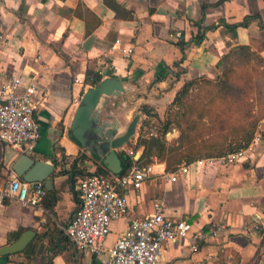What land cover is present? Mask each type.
Here are the masks:
<instances>
[{"label":"crops","instance_id":"crops-1","mask_svg":"<svg viewBox=\"0 0 264 264\" xmlns=\"http://www.w3.org/2000/svg\"><path fill=\"white\" fill-rule=\"evenodd\" d=\"M246 19L248 24L233 27ZM200 31L204 37L198 40ZM241 46L250 48L251 60L264 61V0H0V80L18 74L23 82L38 83L41 136L27 154L54 164L49 178L40 181L46 194L39 206L0 203V249L26 230L35 232L28 247L36 244L35 254H26L28 247L0 253V264H102L130 219L152 214L158 204L166 215L192 222L194 230L225 225L199 241L198 250L192 241L168 243L159 264H264V230L250 235L244 228L264 214V116L254 136L260 140L237 163L197 165L225 154L199 152L204 143L195 140L194 159L178 165L190 163L188 175L167 182L160 173L170 169L154 156L158 174L140 190L126 191L129 213L113 222L102 255L79 253L64 231L80 203L81 171H111L100 154L110 135H122L140 114L129 141L134 151L128 143L118 149L140 159L145 147L135 146L142 126L165 120L186 81L216 79L226 64L243 61L236 52ZM89 71L101 80L117 77L125 86L118 95L102 96L93 126L84 133L92 147L76 138L73 127L84 93L95 86L86 82ZM180 136L170 126L165 140L174 144ZM21 154L0 140V184Z\"/></svg>","mask_w":264,"mask_h":264},{"label":"built area","instance_id":"built-area-1","mask_svg":"<svg viewBox=\"0 0 264 264\" xmlns=\"http://www.w3.org/2000/svg\"><path fill=\"white\" fill-rule=\"evenodd\" d=\"M38 90L39 85L34 78L23 82L21 75L12 74L0 80V140L23 154L30 153L41 136L36 120ZM259 140L257 135L247 148L198 160L197 165L203 161H219L224 165L237 163ZM189 170L190 163H183L175 170L160 174L162 180L177 182L186 177ZM154 174H158L155 163L135 161L124 174L109 171L78 179L80 203L64 231L79 253L100 256L107 251L106 241L112 232L113 222L129 213L126 191L140 190ZM45 194L46 189L40 181L24 180L13 169L8 179L0 184V203L11 199L24 205L39 206ZM244 228L250 235L264 230V214ZM224 229V224H214L208 231L194 230L192 222L166 215L162 205L158 204L152 214L130 219L127 228L109 247V257L102 264H159L168 243L192 241L193 250H198L199 241Z\"/></svg>","mask_w":264,"mask_h":264},{"label":"rangeland","instance_id":"rangeland-1","mask_svg":"<svg viewBox=\"0 0 264 264\" xmlns=\"http://www.w3.org/2000/svg\"><path fill=\"white\" fill-rule=\"evenodd\" d=\"M211 83H202L200 87L182 98L185 108L195 107L191 114H184L183 109L169 108L167 113H179L182 126L190 131V135L199 143L218 142L232 134L236 126L247 125L253 117L264 116V61L259 58L249 63L236 62L233 70L228 74H222ZM226 80L232 89H221L218 82ZM120 100L116 101L117 111ZM174 111V112H173ZM189 121L197 122V129H188ZM181 129L176 124L171 128ZM157 130V127L152 131ZM234 133V131H233ZM228 134V135H227ZM176 143V142H175ZM129 150L134 151V145L129 142Z\"/></svg>","mask_w":264,"mask_h":264},{"label":"trees","instance_id":"trees-1","mask_svg":"<svg viewBox=\"0 0 264 264\" xmlns=\"http://www.w3.org/2000/svg\"><path fill=\"white\" fill-rule=\"evenodd\" d=\"M249 19V18H248ZM248 19L240 24H235L233 27H237L239 25H246L248 24ZM204 37V32L200 31L197 39L200 40ZM238 50V51H237ZM236 52H239L240 57L239 59H243V61H238L242 63H249L251 61L250 56L252 54L250 48L248 46H241L237 49ZM256 57V56H255ZM245 61V62H244ZM237 61H231L230 63L226 64L225 70L223 74L228 75L234 67V63ZM101 75H97L96 73L89 71L86 76V82L91 83L93 85L98 84L101 81ZM211 83V79L207 78H199V79H192L185 82L183 87L179 90L176 95V98L173 102V108L183 109L184 114L188 113L191 114L193 111L196 110L195 107L188 106L185 108V105L182 102V98L188 95L191 90L200 87L199 85L202 83ZM221 85V89H232L231 85H228L226 80L222 82H218ZM174 112V111H173ZM182 116L179 111L176 113H168L165 120L161 122L159 126L156 125H143L142 130L139 133L137 143L135 147L144 146L145 150L142 157L138 160H135L133 156L129 155L127 152L123 151L120 155L124 164V169L120 172V174H124L129 167L135 162H143V163H151L153 161V157L155 156L159 161H165L167 163V168L170 170H174L178 167V165L183 161V159L187 158V162H190L196 156V153L193 152L195 144L194 138L191 137L190 131H187L182 126V121L179 118ZM262 117H253L252 121L249 122L247 125H238L234 127L232 130L234 138L232 140L229 139V135L223 138V140H218V142L213 143H204L203 149L201 148L199 152L208 151L207 154H228L234 151H238L244 148H247L250 143L252 142L259 121ZM145 124V123H144ZM147 124V123H146ZM149 124V123H148ZM172 124H176L181 129V136L177 143L168 144L165 140V134L169 130ZM157 127V130L152 131ZM188 129L195 130L197 129V122L189 121ZM229 139V140H228ZM79 170V169H78ZM81 171V170H80ZM76 172V170H75ZM95 173H105L108 172L104 170L102 167L98 168L96 172H84L81 171L82 176L93 175ZM19 234L16 233L15 238H18ZM26 254H35L36 253V244L29 246L25 250Z\"/></svg>","mask_w":264,"mask_h":264},{"label":"water","instance_id":"water-1","mask_svg":"<svg viewBox=\"0 0 264 264\" xmlns=\"http://www.w3.org/2000/svg\"><path fill=\"white\" fill-rule=\"evenodd\" d=\"M123 91H125V86L122 80L111 75L86 90L73 120L74 133L80 142L88 144L90 147L93 146L92 142L88 141L87 143L84 133L93 126V121L96 118L95 110L98 108L102 96L118 95ZM139 118L140 114H137L122 135L115 136L111 134L110 138L100 148L103 163L114 173H120L124 169L118 149L129 143L135 135ZM12 169L24 180L44 181L53 172L54 164L36 160L28 154H21L14 161ZM34 237L35 232L33 230H26L12 243L2 247L0 253L2 255H11L23 252Z\"/></svg>","mask_w":264,"mask_h":264},{"label":"flooded vegetation","instance_id":"flooded-vegetation-1","mask_svg":"<svg viewBox=\"0 0 264 264\" xmlns=\"http://www.w3.org/2000/svg\"><path fill=\"white\" fill-rule=\"evenodd\" d=\"M121 153H122V152H120L119 155H120ZM120 158H121V155H120ZM121 159H122V158H121ZM122 163H123V161H122ZM123 165H124V164H123Z\"/></svg>","mask_w":264,"mask_h":264}]
</instances>
